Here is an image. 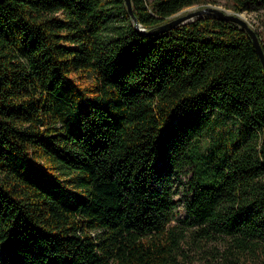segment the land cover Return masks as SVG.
I'll list each match as a JSON object with an SVG mask.
<instances>
[{
  "label": "trees",
  "instance_id": "trees-1",
  "mask_svg": "<svg viewBox=\"0 0 264 264\" xmlns=\"http://www.w3.org/2000/svg\"><path fill=\"white\" fill-rule=\"evenodd\" d=\"M203 1L131 3L149 31ZM185 168L199 240L264 242V70L243 28L152 36L123 0L0 2V264H170Z\"/></svg>",
  "mask_w": 264,
  "mask_h": 264
},
{
  "label": "rangeland",
  "instance_id": "rangeland-1",
  "mask_svg": "<svg viewBox=\"0 0 264 264\" xmlns=\"http://www.w3.org/2000/svg\"><path fill=\"white\" fill-rule=\"evenodd\" d=\"M231 4V0H204L203 3L182 8L171 15L167 21L205 6H213L234 13ZM237 14L257 32L264 44V9L255 12L244 11ZM241 14H244V16ZM59 16L61 15L59 14ZM111 32L112 25L109 24L103 36L109 37ZM207 142L206 137H203L201 140L203 148H205ZM190 175V168H185L174 173L170 178L171 190L174 191V200L177 201L176 216L171 221L170 226H175V229L184 232V236L179 240L175 249L174 259L170 264H264V242L258 243L253 249L238 251L224 239L199 240L197 238V226L189 225L185 214L186 190Z\"/></svg>",
  "mask_w": 264,
  "mask_h": 264
},
{
  "label": "water",
  "instance_id": "water-1",
  "mask_svg": "<svg viewBox=\"0 0 264 264\" xmlns=\"http://www.w3.org/2000/svg\"><path fill=\"white\" fill-rule=\"evenodd\" d=\"M3 0H0V2ZM124 4L127 9V13L130 16L131 20L134 23V26L137 31H139L142 34H148V35H157L159 33H163L165 31L171 30L172 28H175L179 25H183L185 23L194 21L193 18H203L206 16H213L218 20L223 21H230L237 25H239L245 32L248 34L249 38L251 39L253 46L259 56V59L261 61L263 70H264V50L262 47V44L260 42L259 36L257 32L237 13H230L225 10H222L217 7L213 6H205L204 8L189 12L187 14L177 16L175 18H172L168 21H165L164 23L160 24L159 26L153 28L152 30L146 31L144 28L140 26V24L137 22V19L134 15L132 3L131 0H123Z\"/></svg>",
  "mask_w": 264,
  "mask_h": 264
},
{
  "label": "bare ground",
  "instance_id": "bare-ground-1",
  "mask_svg": "<svg viewBox=\"0 0 264 264\" xmlns=\"http://www.w3.org/2000/svg\"><path fill=\"white\" fill-rule=\"evenodd\" d=\"M241 15H243V16H244V14H241Z\"/></svg>",
  "mask_w": 264,
  "mask_h": 264
}]
</instances>
